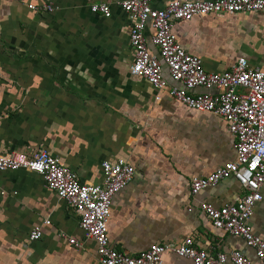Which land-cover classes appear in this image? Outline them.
I'll use <instances>...</instances> for the list:
<instances>
[{
  "label": "crops",
  "instance_id": "crops-1",
  "mask_svg": "<svg viewBox=\"0 0 264 264\" xmlns=\"http://www.w3.org/2000/svg\"><path fill=\"white\" fill-rule=\"evenodd\" d=\"M106 1L39 0L37 6L53 7L48 12L29 10V0H0V154L35 157L45 150L86 184L101 183L103 161L130 164L133 179L112 198L108 221L109 243L119 252L136 255L191 237L211 255L240 251L261 264L241 238L213 227L200 208L236 203L239 183L224 179L191 192L192 179L234 160L226 122L132 75L127 15L112 3L109 18L90 11ZM173 32L207 72L230 69L240 57L264 71V11L197 16L175 23ZM261 193L249 223L264 240V183ZM35 226L42 236L31 242ZM162 260L192 264L170 251ZM0 264L99 262L75 212L38 174L18 170L0 172Z\"/></svg>",
  "mask_w": 264,
  "mask_h": 264
},
{
  "label": "built area",
  "instance_id": "built-area-1",
  "mask_svg": "<svg viewBox=\"0 0 264 264\" xmlns=\"http://www.w3.org/2000/svg\"><path fill=\"white\" fill-rule=\"evenodd\" d=\"M38 1L29 0L27 8L53 10L51 5L37 6ZM162 1L108 0L91 5L90 11L109 18L112 3L127 15L132 75L143 78L156 90L165 91L189 109L210 113L226 122L234 138L235 158L206 177L192 179L191 192L197 194L224 179L237 181L243 194L236 203L220 207L202 203L200 208L213 227L241 238L264 264V240L249 223L255 205L262 199L264 183V71L250 67L240 57L230 69L207 72L201 58L187 53L173 32L175 23L197 16L262 12L264 0H169L164 6H155ZM149 30L152 35L147 37ZM148 42L156 49L155 53L148 48ZM168 79L179 86H170ZM196 89L202 92H195ZM18 170L38 174L45 187L75 212L84 236L96 245L99 264H162L167 251L189 259L192 264H253L240 251L211 255L196 249L191 237L177 245L153 244L136 255L112 248L108 238L112 198L132 181L135 172L123 159L103 161L101 183L86 184L45 150L35 157L24 153L0 154V172ZM49 224V220L43 221V225ZM41 236V227L35 226L28 240L38 241ZM68 243L79 247L74 238H69Z\"/></svg>",
  "mask_w": 264,
  "mask_h": 264
},
{
  "label": "water",
  "instance_id": "water-1",
  "mask_svg": "<svg viewBox=\"0 0 264 264\" xmlns=\"http://www.w3.org/2000/svg\"><path fill=\"white\" fill-rule=\"evenodd\" d=\"M232 179H233V178H229V179H227V180L229 181V180H232Z\"/></svg>",
  "mask_w": 264,
  "mask_h": 264
}]
</instances>
